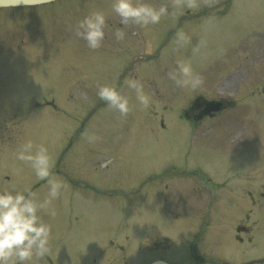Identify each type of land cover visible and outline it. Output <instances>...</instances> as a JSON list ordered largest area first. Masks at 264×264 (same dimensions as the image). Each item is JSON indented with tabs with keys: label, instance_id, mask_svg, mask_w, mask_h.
I'll use <instances>...</instances> for the list:
<instances>
[{
	"label": "rangeland",
	"instance_id": "1",
	"mask_svg": "<svg viewBox=\"0 0 264 264\" xmlns=\"http://www.w3.org/2000/svg\"><path fill=\"white\" fill-rule=\"evenodd\" d=\"M222 1L225 0H150L156 7L166 4L169 9L168 15L162 17L165 18L163 23L161 20L162 25L155 26L159 25L160 22L148 26L136 25L131 22L122 25L120 29L123 32L124 40L121 41H118L114 35L116 29L119 28L117 24L120 22V18L112 10V0H59L58 4L54 5H42L22 10H0V50L7 49L6 52L0 54V88L6 83L5 77H8L11 69H20L25 66V72L30 76L31 84L22 80L20 82L13 81L9 85L29 90V94L25 92L23 95L24 100H26L27 95L29 100H32V94L36 97L44 95L43 98L51 99L56 106L55 109L46 108L41 110V113H36V123L30 126L31 131L29 133H25L24 127L19 126L20 115L14 113L17 108H23L19 105L21 99L10 95L6 102L0 103V111H13L0 117V129L2 130V132L0 131V146L18 144L19 133H23L20 137L21 146H19L17 153L25 143L29 142L27 138L30 136L34 150L37 146L44 145L51 157V149H57L61 144L60 140L63 143V140L68 138L78 123L67 122L64 129H59L60 125L58 124L67 121L65 116L69 117L70 115L74 121H80L84 118V112L93 102H96L95 106L104 102L98 99V89L102 85L110 86L112 81L108 79L110 83H107L105 79L101 80L96 73L97 71L90 68L99 58V53L102 52L104 46L106 48L104 57L113 55L114 58L112 63H107L109 71L104 69L103 72L105 76L115 73L114 78L116 75L122 74L125 68L130 67L137 53L147 55L146 58L142 59L146 60L139 65L138 77L139 75L140 77L144 76L145 86L147 84L150 86L148 92L144 90L143 86L144 94L150 100L149 105L145 107L139 103L135 90L128 87L126 81L129 80L126 77L124 79L125 85L120 91L128 97L129 112L126 115H121L114 108L108 107L106 110L94 113L88 120L85 134L80 135L79 139H76V143H73L70 149L65 150V155H60L61 167L68 169L65 161L69 158L73 161H80L79 164L81 165L83 154L89 160L101 158L100 160L108 162L110 155L113 154L112 145L121 146V153L125 150V159L121 157L120 153L115 152L114 160L118 168L124 161V170L115 172L112 178L108 180L101 179L100 189H98L100 191H112L122 188L123 190L128 189V186L133 185L132 182L140 176L147 172H149L148 174L156 173L166 162L175 164L177 161H192L193 154L195 156L200 155L203 149L199 150L200 147L194 151L188 149L190 146L186 141L184 143L183 139L193 138V135L187 133L189 128L186 125L175 121L176 113L192 98V94L214 97L215 93H221L224 97H233L237 94L236 89L238 88V93L242 96L244 86L234 87V85L244 82H248L247 86L253 83L260 85L263 83L259 75L261 71H264V64L262 63L264 58L262 60H260V56L256 58L255 49L257 47L254 46V41L251 42L248 52L240 56L237 55L238 50L246 47L244 46L246 42H242V38L239 49L236 48L233 54L231 51L230 56H228L227 51L232 42H237L257 21L260 22V19L264 18V0H232L234 1L232 3L233 9L227 17L222 18L224 14L214 17L212 16L214 13H211L212 17L208 18L207 21L211 20L209 22L203 20L199 24L197 22L198 26H196L195 21L190 23L187 21L183 30L173 39V43L176 41L175 45L171 44L165 49L160 46L161 42L159 41L162 34L168 33L170 29L175 27V24L169 25L166 22H172L175 16L179 14H181L180 17H183L188 11L195 14L204 8L218 7L217 12L223 13ZM100 7L111 8V14H104L107 25H109L105 29V35L108 36V39L105 43L103 41L102 46L98 49H88L86 46L88 51H84L87 49L83 45V39H79L75 35L69 46L57 51L51 50V47L45 46L46 48H44L39 44L30 42L31 40H27V38H33L32 32L43 34L47 31L53 36H69L65 31L66 29L59 28L69 24L77 25L89 13H102ZM205 17H209V14ZM194 20L197 21V19ZM207 24H211V26H207ZM262 28L264 29V20ZM51 29L53 30L51 31ZM134 33H136L135 37L132 35ZM253 34V37L257 38L262 32ZM18 38H22L21 43H18ZM81 46L84 47V54H78V56L75 51L82 48ZM192 50L197 51L190 55ZM156 52L160 54L155 55ZM251 52L253 53L251 54ZM164 53L165 58L162 60ZM157 56L159 60L155 61L153 58ZM243 60L247 61L244 62ZM52 62H55L52 65H56L53 67L55 73L50 70ZM178 62L191 64L194 74H198L203 81L198 88L193 90L190 86H178L175 80L170 78L169 73L176 70ZM59 63H66V66L59 65ZM224 66H230V69L224 71L226 68ZM171 67L174 69L172 70ZM33 69L37 71H33ZM216 69L220 70L218 76L215 77L217 79L210 83L211 81L208 79L212 75L209 76L206 72ZM150 70L154 72L151 73ZM17 73V70H13L10 76ZM205 73L207 76L204 75ZM226 76L232 79L230 83L226 82ZM57 78H60V81H56ZM13 79L11 78V80ZM256 92L258 89L252 90L253 94ZM4 97V93L1 91L0 101ZM246 98L248 97L246 96L244 99ZM259 104L263 114L257 120L261 125H264V98L263 102ZM33 115L34 112H26L27 117ZM239 120L240 118H236L225 129L224 127L218 128L222 130L218 135L223 134V129H229L231 132L225 133L228 135V144L224 149L228 150L223 156L214 152L209 157L199 156L196 161L203 168H205V162L210 164V168L214 170L209 176L214 184L219 185L214 190L215 196L209 209L212 220L209 237L204 243V248L200 246L205 256L216 264H254L251 262L264 264V137L258 140L259 133L257 132L260 130L256 132L255 127H253L255 124L252 123L246 127V133H242L243 128H241ZM127 122L129 125L128 133L124 132L127 128ZM216 123L221 126L222 121L214 120V122L210 121L205 124L209 126ZM138 125H143V128H139ZM62 129L68 135L61 136ZM193 134L202 138L207 136L204 133ZM114 136H116L115 140ZM235 138L241 139L243 143L240 140L236 144L231 142ZM101 140L103 143H99ZM257 140L254 149L247 150L248 147L244 144L250 145ZM148 148L151 150L149 151ZM55 151L53 150V152ZM9 160L10 157L7 154H5V160L4 156L0 155V168L1 166L4 167L0 169V191L8 190L26 194L25 190H27L34 201L38 205H42L38 214L42 215L43 221L51 229L46 254L50 260L53 259L55 264H72L67 260L76 257L75 260L79 261L83 258V255L77 254L76 250L68 249L70 245L78 246V250H81L89 247L91 243H103L111 237L117 238L122 231L129 227L133 230L131 232L133 238H137L147 231L149 224L151 229L165 224L160 212L157 216L150 214L148 220L147 218L141 219L142 216L139 213L146 208V205L141 198L137 197L130 198L128 207L135 209L136 213L139 212L136 215L138 218L119 229L115 228L120 223L122 224V221H125L123 214L127 210L122 208L121 200L116 197H106L101 194L71 189L69 192L76 195L67 201L59 197L57 201L54 199L46 203L49 186L37 190L30 179L21 180L13 177L8 167L10 163L15 165V168L18 167L19 169V175L24 177L27 176L26 166L31 164L27 161L11 160L9 162ZM4 161L6 166L3 165ZM218 163H224V165L217 168L216 164ZM76 170L82 172L80 169ZM108 170L109 168H107ZM54 172L55 169L51 174ZM73 177L81 178L76 173ZM53 180L59 182L58 178H53ZM123 181L126 183L124 184ZM67 194L68 192L64 193V195ZM83 195H88L92 199L90 201L87 198L88 202L86 203L88 204L85 209L82 205L84 201L81 197H84ZM202 202L203 198L199 200V204L201 205ZM56 203L63 205L57 210ZM159 204L160 201H157L155 205L157 210ZM189 204L193 206L188 207ZM186 208H188L189 216L194 211H200L197 203H194L193 200H189L181 209ZM164 209L167 211V207ZM51 215L53 216L51 217ZM181 222L182 218L178 224ZM86 228H88L87 234L82 236L81 232ZM238 228L241 229L239 232L237 231ZM112 230L117 235H113ZM164 233L166 234L165 230L156 232L152 230L144 242H150V247H160L161 250L163 249L162 242H167L162 238ZM56 237L58 238L56 239ZM72 238L76 239L73 240ZM62 239L64 241H60ZM64 249H68L65 256ZM155 249L158 250V248ZM90 256L91 254L88 252L86 258L89 264L92 259ZM29 263L37 264V261L33 257Z\"/></svg>",
	"mask_w": 264,
	"mask_h": 264
},
{
	"label": "clouds",
	"instance_id": "2",
	"mask_svg": "<svg viewBox=\"0 0 264 264\" xmlns=\"http://www.w3.org/2000/svg\"><path fill=\"white\" fill-rule=\"evenodd\" d=\"M112 10L120 18L122 25L130 22L141 26L154 25L168 15L165 4L156 7L150 0H112ZM107 27L105 15L94 12L78 22L76 35L87 42L88 48L95 50L102 46ZM114 35L118 41L124 38L120 28L116 29ZM169 75L178 86H190L193 90L203 83L201 77L194 74L190 63L178 62L176 70ZM128 87L135 90L141 105H149V97L144 94L139 81L130 80ZM97 95L106 102V106L114 108L121 115H126L130 110L128 97L116 87L102 86ZM33 148L31 141L25 143L16 159L29 162L39 179L49 178L50 155L47 147L39 145L34 152ZM47 182L49 192L46 203H49L59 195L62 185L53 179H48ZM40 207L42 205H38L31 194L0 191V264H26L34 256L39 258L48 252L51 229L38 214Z\"/></svg>",
	"mask_w": 264,
	"mask_h": 264
},
{
	"label": "water",
	"instance_id": "3",
	"mask_svg": "<svg viewBox=\"0 0 264 264\" xmlns=\"http://www.w3.org/2000/svg\"><path fill=\"white\" fill-rule=\"evenodd\" d=\"M51 0H0V7H14L25 5H36L50 2ZM164 264V263H156Z\"/></svg>",
	"mask_w": 264,
	"mask_h": 264
},
{
	"label": "flooded vegetation",
	"instance_id": "4",
	"mask_svg": "<svg viewBox=\"0 0 264 264\" xmlns=\"http://www.w3.org/2000/svg\"><path fill=\"white\" fill-rule=\"evenodd\" d=\"M222 109H223V110L225 109V104H224V103H222Z\"/></svg>",
	"mask_w": 264,
	"mask_h": 264
}]
</instances>
